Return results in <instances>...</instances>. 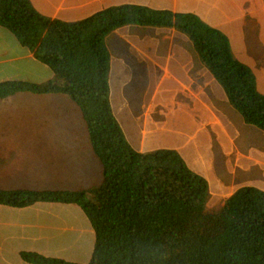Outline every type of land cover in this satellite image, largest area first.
<instances>
[{"label":"trees","instance_id":"trees-1","mask_svg":"<svg viewBox=\"0 0 264 264\" xmlns=\"http://www.w3.org/2000/svg\"><path fill=\"white\" fill-rule=\"evenodd\" d=\"M186 35L201 63L246 125L264 132V95L225 34L190 13L138 5L111 7L77 22L38 13L29 0H0V27L55 79L0 83V99L19 93L63 95L79 109L102 167L99 185L82 191L0 190V205L74 204L94 231L87 264H264V191L242 187L208 209L209 185L173 150L135 151L109 103L107 36L124 26ZM29 264H77L23 252Z\"/></svg>","mask_w":264,"mask_h":264},{"label":"crops","instance_id":"crops-1","mask_svg":"<svg viewBox=\"0 0 264 264\" xmlns=\"http://www.w3.org/2000/svg\"><path fill=\"white\" fill-rule=\"evenodd\" d=\"M29 1L41 15L68 23L120 5L194 14L227 36L233 56L253 71L257 91L264 95V0ZM106 45L110 54L109 103L126 141L135 151H176L188 168L203 177L208 185L217 184L218 190L211 188L209 193L208 202L212 207H221L242 187L264 191V150L256 146L260 138L254 141L253 134L241 132L239 125L232 122L231 117L237 112L228 104L223 88L201 63L186 35L174 29L130 25L110 33ZM39 68L47 72L46 82L55 79L46 65L38 62L10 32L0 27V83L30 82L32 78L28 76L36 75ZM31 95L37 104L63 96ZM39 97L46 101L39 102ZM8 98L0 99L3 107L12 103H7ZM65 102L72 101L67 98ZM77 124L74 125L77 133L65 139V124L46 123V120L36 123V132L26 130L22 134H9L6 126H0V190L82 191L99 185L101 164L93 153L85 123L82 129ZM24 134L27 139L17 137ZM83 142L86 152L81 149ZM57 143L74 145L81 166L71 165L74 156H58V163L45 157L38 158L45 159V163L24 162L19 158L25 154L21 155L25 148L34 147L35 151L37 147ZM85 156L89 159L83 164ZM190 156L194 168L187 163ZM89 160L92 163L88 168ZM26 165H33L30 170L40 172L42 177L46 174L50 177L51 171L46 172L45 167L50 170L52 165H57L67 167L65 175L81 168L83 172H90L89 178L94 177L95 171L97 178L93 185L82 190L36 189V185L16 187V176L25 181L31 178V173H20ZM70 166L75 169H69ZM223 175L227 181L222 179ZM242 178L254 180L259 186ZM94 241L89 219L77 205L51 202H38L24 208L0 205V264H29L22 260L23 252L87 264ZM64 249L69 250L70 259L62 255Z\"/></svg>","mask_w":264,"mask_h":264},{"label":"rangeland","instance_id":"rangeland-1","mask_svg":"<svg viewBox=\"0 0 264 264\" xmlns=\"http://www.w3.org/2000/svg\"><path fill=\"white\" fill-rule=\"evenodd\" d=\"M40 67V66H38ZM42 68H39L38 73L36 75H29V78H32L30 80V82H33L35 84H43L46 81V76H47V72L41 70ZM35 70H32V72ZM32 76V77H31ZM24 78V77H23ZM32 95L31 93H22V94H17L15 97L13 98H8L9 101L7 103L12 102L9 106H4L3 107V102L0 100V126L2 127H7V131H9V134H22L24 131L26 130H33L36 132L35 127H36V123H41L44 122V120H46V123H54V124H58V125H63L65 124V138H72V135L77 133V126L79 125V127L82 129L84 122H83V118L81 116V113L79 112V110L74 106V104H72L73 102H65V98L64 96H61V99L57 98L56 100H49L48 102H46V104H41L39 102H45L44 100H41V98L39 97L38 99V103H35L31 98ZM61 100V102H60ZM69 101V100H67ZM5 103V102H4ZM6 103V104H7ZM37 105V106H36ZM234 111V110H233ZM236 113V112H235ZM232 122L238 126L241 129V132H245L249 133V135L253 134L254 135V141L257 140L258 138L259 141L256 144V146L258 145L259 150H264V132L258 130L257 128H253L250 126H246L241 117L236 113L233 114V116L231 117ZM74 123V124H72ZM71 127V128H69ZM79 131V130H78ZM33 132V133H35ZM30 133V132H29ZM28 133V134H29ZM27 134V136H28ZM17 136L19 138L22 139H27L25 134L24 136ZM247 136V135H246ZM32 138V137H30ZM29 139V138H28ZM71 142V141H70ZM254 144V143H253ZM80 148V147H79ZM81 149L83 151H87V147L86 145L82 144ZM25 152L22 151L21 155L24 154L23 156H19V158L21 157V159L25 162V161H30V162H40L42 161L43 163L46 162V158H51L54 159L57 163H58V156H74V161L71 163V165H79V163L77 161H79V155L77 153H75L74 151H76V147L74 145H59V143L57 144H53L51 146H45L44 147H37V149H35L34 151V147H28L25 148ZM168 150V149H167ZM156 150H152L149 151L147 153H151V152H155ZM43 154V156H41ZM68 154V155H67ZM92 156V154H91ZM45 157V159H38V158H43ZM77 158H79L77 160ZM38 159V160H36ZM86 159H89V157L85 156L82 159V163L86 164ZM193 157L190 156L187 159V163L191 166V168H194V165L192 163ZM97 161V160H95ZM92 161H88L87 162V166L88 168L90 167ZM58 165V164H57ZM57 165H52L53 167L50 168V170H48L47 167H45L46 172L47 171H51L49 172L50 177L46 174L45 177H42V174L40 172L37 173V171L32 172L30 170L31 167H33V165H26L24 166V170L23 172L21 171L20 173L23 175H26L28 173H31V178H29L27 181H25V179L23 180V177H21V179L16 176V187H22V188H32V185H36V189H44V188H54V189H69V190H82L86 187H88L89 185H93L95 183V179L97 177H95V175H97V173L94 171V177L89 178L88 176L90 175L89 171L83 172L81 170V168H77L75 169L73 166H70L69 169H75L72 170V172L70 174H67V167L65 168L64 166H57ZM98 165V162H97ZM81 166V165H79ZM200 166V165H199ZM66 170V171H64ZM195 171V169H193ZM197 172V171H196ZM65 175V176H63ZM54 176V177H51ZM63 176V178H62ZM251 176V175H249ZM70 177V178H69ZM223 180L225 179L227 181V177H225L224 175L222 176ZM244 182H247L246 180L249 179H244ZM243 180H241L240 182L243 184ZM19 181V183H18ZM100 181H98L99 183ZM248 182H250V184H252L253 186H259L258 183L254 182V180H249ZM210 183V181H209ZM212 183H214L212 181ZM19 184V185H18ZM245 184V183H244ZM217 189V184L216 186L213 184L212 186H210L209 184V193L210 190ZM216 193V191H214ZM209 198L210 195H209ZM208 198V200H209ZM206 207L208 209H216V208H220L219 206L215 207L211 204H209V202H207ZM63 256L69 258V250L64 249ZM71 255V253H70ZM72 258V256H71ZM70 259V258H69ZM81 260V259H78Z\"/></svg>","mask_w":264,"mask_h":264}]
</instances>
